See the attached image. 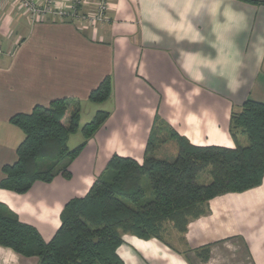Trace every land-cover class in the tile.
<instances>
[{
  "label": "crops",
  "instance_id": "obj_1",
  "mask_svg": "<svg viewBox=\"0 0 264 264\" xmlns=\"http://www.w3.org/2000/svg\"><path fill=\"white\" fill-rule=\"evenodd\" d=\"M109 17L107 24L81 29L70 22L31 21L12 0H0V184L3 167L17 162L25 139L10 123L16 114L63 98L79 100L80 129L68 140L74 149L84 141L83 127L99 111L110 113L70 165L69 179L37 182L26 194L0 188V203L46 242L60 228L66 204L88 194L113 156L143 164L161 127L196 146L235 148L233 112L248 100L264 103V5L112 0ZM106 77L111 98L91 103L90 93ZM173 143L164 141L163 150L172 147L175 157ZM214 203L215 217L225 210L228 236L211 238L210 220L191 219L188 231H172L170 241L124 234L118 257L123 264H264V182ZM206 245L209 257L203 260L198 252ZM38 263V257L0 246V264Z\"/></svg>",
  "mask_w": 264,
  "mask_h": 264
},
{
  "label": "trees",
  "instance_id": "obj_2",
  "mask_svg": "<svg viewBox=\"0 0 264 264\" xmlns=\"http://www.w3.org/2000/svg\"><path fill=\"white\" fill-rule=\"evenodd\" d=\"M241 1L264 5V0ZM111 95L112 80L106 77L88 100L103 104ZM80 113L79 100L63 98L13 116L10 123L22 130L25 139L17 149V162L3 167L0 188L26 194L37 182L51 183L58 176L69 179L70 165L110 117L99 111L83 127L82 144L70 149L68 140L80 129ZM230 132L237 141L232 149L196 146L171 130L178 146L173 162L148 157L153 138L143 164L113 156L88 194L66 204L61 226L49 242L0 203V246L38 257V264H123L117 250L124 234L160 241H165L163 234L169 229L184 234L191 219L206 213L211 200L244 193L264 182V103L248 100L233 112ZM239 133L247 137L248 146L239 143ZM208 168L212 182L198 185L197 177ZM209 249L206 245L198 252L203 260Z\"/></svg>",
  "mask_w": 264,
  "mask_h": 264
},
{
  "label": "built area",
  "instance_id": "obj_3",
  "mask_svg": "<svg viewBox=\"0 0 264 264\" xmlns=\"http://www.w3.org/2000/svg\"><path fill=\"white\" fill-rule=\"evenodd\" d=\"M35 4L29 9L31 21L70 22L81 29L109 23L112 9V0H36Z\"/></svg>",
  "mask_w": 264,
  "mask_h": 264
},
{
  "label": "rangeland",
  "instance_id": "obj_4",
  "mask_svg": "<svg viewBox=\"0 0 264 264\" xmlns=\"http://www.w3.org/2000/svg\"><path fill=\"white\" fill-rule=\"evenodd\" d=\"M12 1L14 2V6L16 8H18L19 10L24 11L26 13V15H28V17H29V14H31V11L29 9L30 8H35V6H36V4H35L36 0H12ZM26 4H27V6H26ZM162 130H164V133H163ZM240 136H245V135L239 133L238 138ZM152 138H153L154 149H153V153H152L151 157L156 158V159H162V160L169 161V162H173L177 158V156H178V146L177 145H175L176 148H177V154H176L175 157H172V153H171V148L172 147L167 146V154L163 150L164 141H169V140L173 139L172 136H171V133H169V131H167V129L162 128V127L156 129V134H154V136ZM173 144H176V143H173ZM240 144L242 146H248L249 145V142H248V139H247L246 136H245V141L244 140H243V142L241 141ZM154 150H156V151L154 152ZM169 155L171 157H168ZM210 170H211L210 168L206 169L204 172H202L197 177L196 183L198 185L206 186V185H209L212 182V178H211V175H210ZM216 199H213V200H211L208 203V207L206 208V213L204 215L200 216L199 218H196V219L202 218L204 220H210L211 223H213V224H211V228H213L212 231H214V232L211 231L212 235L209 234L211 236V238H214L213 237L214 235L215 236L216 235L217 236H228V234L230 233L229 232L230 223H229V220L225 217L226 213H225L224 208L220 209L221 215L219 216V218L215 217V216H218L216 214V209L214 208V205L216 204V203H214V200H216ZM212 206H213V208H212ZM172 231H174V230L169 229L167 234H163V239L164 240H169V241L172 240V236H171V232ZM204 234H206V233H204Z\"/></svg>",
  "mask_w": 264,
  "mask_h": 264
}]
</instances>
